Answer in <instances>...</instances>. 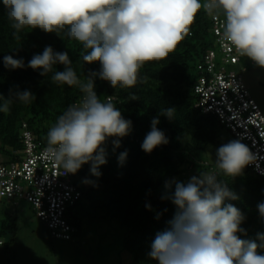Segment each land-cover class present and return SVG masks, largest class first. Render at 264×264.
I'll list each match as a JSON object with an SVG mask.
<instances>
[{
    "label": "clouds",
    "instance_id": "1",
    "mask_svg": "<svg viewBox=\"0 0 264 264\" xmlns=\"http://www.w3.org/2000/svg\"><path fill=\"white\" fill-rule=\"evenodd\" d=\"M7 10L13 35L25 28H39L46 33H59L80 42L87 53L86 64L99 62V73L90 72L85 81L77 77L71 67L68 52H54L46 46L42 54L33 55L27 67L40 69L41 76L51 75L57 84L77 86L84 94L79 104L69 105L50 126L45 159L61 166L65 174H75L91 162V172L99 177V166L106 163L105 145L110 137L122 138L129 134L131 121L108 97L102 101L94 91V80L109 82L115 89L134 87L145 63L163 60L175 51L189 34L196 15L203 9L208 15L224 17L222 38L251 64L264 68V0H2ZM254 61L255 63L251 62ZM242 62V61H241ZM5 68H24L23 59L12 55L3 57ZM63 65L62 71L54 70ZM246 71L242 70V73ZM239 75L243 74L238 73ZM247 87V86H246ZM36 97L28 90H10L9 96L0 95V112L10 111L16 101L30 103ZM132 99H136L133 95ZM175 109L168 108L159 115L174 119ZM151 121V130L141 148L151 153L167 144L168 138ZM115 147L120 140L112 141ZM127 153L118 158L123 162ZM249 148L233 140L216 149L215 170L192 176L185 184L175 182V190L168 199L176 206L169 228L156 234L148 257L156 264H264V234L261 241L241 239L246 235L240 225L245 215L233 204L238 196L218 179L219 173L236 177L253 161ZM89 183V181H85ZM167 188L171 184L166 182ZM146 207H150L147 206ZM258 211L264 218V203Z\"/></svg>",
    "mask_w": 264,
    "mask_h": 264
},
{
    "label": "trees",
    "instance_id": "2",
    "mask_svg": "<svg viewBox=\"0 0 264 264\" xmlns=\"http://www.w3.org/2000/svg\"><path fill=\"white\" fill-rule=\"evenodd\" d=\"M211 29L212 16L201 9L189 34L175 51L163 60L145 63L134 87L117 86L114 89L109 82L98 76L95 78L97 96L102 101L111 97L123 118L131 121V129L128 135L110 137L103 145L106 163L99 166V177L92 174L91 162L78 170L79 176L86 177L89 183L80 187L75 181L81 197L67 214L68 224L75 232L70 240H59L52 238L47 228L52 239L73 241L79 236L86 219L114 223L121 229L123 250L131 256L133 264H156L149 259L148 253L156 234L170 227L168 222L176 212V206L166 198L174 193L175 182L186 184L192 176L215 170V161L208 160L206 154L209 149L223 145V132L238 140L215 114L203 113L196 107L200 100L195 92L201 73L199 67L207 52L217 51L218 46ZM14 31L0 0V95L8 97L10 90H28L36 97L30 103L16 101L10 105L9 112H0V163L3 165L21 159L17 153L24 149L23 124L27 125L36 141L47 145L46 135L50 126L69 105L80 102L84 95L77 86L52 82V73L45 77L40 75L42 70L27 67L33 55L42 54L46 46H51L54 52H68L71 67L82 81L90 72L99 73L101 70L99 62L86 64L83 61L82 57L88 50L80 42L70 39L66 30L57 34L46 33L39 28H25L18 34L19 39L13 35ZM5 55L22 58L25 67L5 68ZM243 61L248 62L243 58L241 66H244ZM63 67L57 64L54 70L62 71ZM229 68L237 69L238 65ZM133 95L136 99H132ZM168 108L175 109L172 120L159 115ZM156 117L160 121L157 127L169 142L149 154L142 150L141 145L151 130L152 119ZM115 139L120 140L119 147L113 145ZM125 152V159L119 161ZM218 179L238 196V199L226 203L233 204L246 217L240 225L246 235L238 233V236L260 244L257 234H264V218H261L257 206L264 203V177L245 167L236 177L219 173ZM166 182L171 184L170 188L165 186ZM7 202L0 196L2 205ZM8 203L5 210H0V246L9 250L15 244L19 227L18 211L8 208H16L22 202L18 205ZM28 208L32 211L30 204ZM34 216L37 218L35 213ZM257 251L264 255V248Z\"/></svg>",
    "mask_w": 264,
    "mask_h": 264
},
{
    "label": "built area",
    "instance_id": "3",
    "mask_svg": "<svg viewBox=\"0 0 264 264\" xmlns=\"http://www.w3.org/2000/svg\"><path fill=\"white\" fill-rule=\"evenodd\" d=\"M223 30V14L212 16L211 34L218 46L217 51L207 52L199 67L195 92L200 100L196 107L203 113L215 114L236 139L245 143L254 157L246 167L264 177V115L242 75L229 68H242L240 63L245 57L222 38ZM21 129L24 149L17 153L21 159L6 165L0 163V196L13 205L27 202L52 238L70 240L75 231L68 224L67 214L81 197L75 185L79 173L65 174L61 166L45 159L47 145L36 141L26 124Z\"/></svg>",
    "mask_w": 264,
    "mask_h": 264
},
{
    "label": "rangeland",
    "instance_id": "4",
    "mask_svg": "<svg viewBox=\"0 0 264 264\" xmlns=\"http://www.w3.org/2000/svg\"><path fill=\"white\" fill-rule=\"evenodd\" d=\"M243 62L245 72L242 73V68L232 70L243 74L250 95L264 114V68L250 64V60ZM233 140L223 132L222 144ZM216 149H209L206 154L211 162L215 161ZM75 180L80 187H86V177L77 176ZM21 202L16 208H8L18 211L19 233L9 250L0 246V264H133L131 256L123 250L121 229L117 224L86 219L73 241H53L45 224L28 208L29 204ZM7 203H0V210H5Z\"/></svg>",
    "mask_w": 264,
    "mask_h": 264
},
{
    "label": "crops",
    "instance_id": "5",
    "mask_svg": "<svg viewBox=\"0 0 264 264\" xmlns=\"http://www.w3.org/2000/svg\"><path fill=\"white\" fill-rule=\"evenodd\" d=\"M52 239V238H51ZM53 241H55L54 239H52Z\"/></svg>",
    "mask_w": 264,
    "mask_h": 264
}]
</instances>
